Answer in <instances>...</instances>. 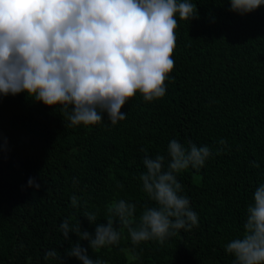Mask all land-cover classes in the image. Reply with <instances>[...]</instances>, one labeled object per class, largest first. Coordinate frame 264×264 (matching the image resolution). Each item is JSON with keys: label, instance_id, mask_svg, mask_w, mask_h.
Returning a JSON list of instances; mask_svg holds the SVG:
<instances>
[{"label": "trees", "instance_id": "obj_1", "mask_svg": "<svg viewBox=\"0 0 264 264\" xmlns=\"http://www.w3.org/2000/svg\"><path fill=\"white\" fill-rule=\"evenodd\" d=\"M0 264H264V0H0Z\"/></svg>", "mask_w": 264, "mask_h": 264}]
</instances>
